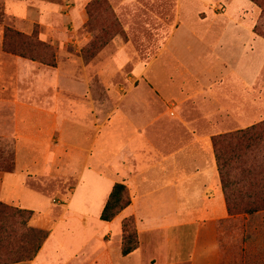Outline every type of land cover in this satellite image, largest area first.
Instances as JSON below:
<instances>
[{
	"label": "rangeland",
	"instance_id": "rangeland-1",
	"mask_svg": "<svg viewBox=\"0 0 264 264\" xmlns=\"http://www.w3.org/2000/svg\"><path fill=\"white\" fill-rule=\"evenodd\" d=\"M8 28L25 36L34 35L45 43L47 48L35 55L37 61L4 50ZM97 47L100 49L94 52ZM170 53L178 62L168 57ZM47 59H53L54 66L46 64ZM162 63L170 66L162 71ZM176 63L185 68L179 70ZM158 69L162 72L156 76V84L163 87L168 85L170 76L178 75L183 69L194 77L190 78L194 86L182 97L188 101L184 119L189 126L196 123L193 126L200 131L214 127L212 138L263 122L264 0L258 3L251 0H0V113L8 115L5 118L14 129L10 134L0 133V180L3 173L18 168L21 111L38 110L33 115L29 113L32 126L25 127L27 132L49 134L46 141L51 143V151H59L63 158L67 146L56 129V120L68 112L70 103L88 106L90 120L98 124L97 129L104 124L108 126L117 111L130 106L131 96L136 94L144 99L142 106L154 107L160 122L177 121L172 111L161 107L164 91L160 88L158 91L153 83ZM208 83L214 86L211 93L204 92L200 86ZM195 97L202 99L198 101L202 104L212 100L213 110L202 115L194 104ZM78 126L68 121L64 129L70 132L78 129L74 142L81 146L74 145L88 150L92 141L89 144L76 141L82 134ZM110 154L108 151L103 159L107 156L109 159ZM25 155L28 157L20 165L36 163L32 173L43 176L57 170L52 156H29L27 152ZM220 182L227 210L228 203L231 206L229 217L200 232L202 250L195 260L181 263L177 258L180 251L184 249L181 255H185L190 248L189 239L187 246L175 247L176 259L172 264H264V209L252 215L246 213L250 202L238 196L242 184L224 190ZM78 183V176L42 177L29 182L31 188L48 195L41 199L26 195L21 201L22 208L37 211L29 226L44 231L56 228L47 256H53L55 249L63 250V245L72 252L80 248L77 244L66 245L68 240L77 242L83 234L78 229L71 227V230L70 219L64 217L65 206ZM128 192L131 198L129 189ZM86 200L80 196L78 210ZM128 218L134 221L139 248L140 237L133 216L120 220L116 235L117 225L113 226L114 232L91 230L90 247L94 248L100 239L108 246L110 242L118 243L121 253L122 225ZM88 226L92 224L87 223ZM143 245L147 259L142 264H164L159 249L150 256L151 249ZM70 253L61 255L63 261ZM114 256L110 252L105 261L95 256L89 264H115ZM121 262L125 264L127 259L122 258ZM44 263L56 264V261Z\"/></svg>",
	"mask_w": 264,
	"mask_h": 264
},
{
	"label": "crops",
	"instance_id": "crops-1",
	"mask_svg": "<svg viewBox=\"0 0 264 264\" xmlns=\"http://www.w3.org/2000/svg\"><path fill=\"white\" fill-rule=\"evenodd\" d=\"M168 57L173 62H178L171 53ZM176 64L179 70L185 68L181 63ZM169 66L170 63H162V71ZM137 70L139 71V68ZM160 71L158 69L155 73L153 83L158 91L159 88L164 91L160 100L161 107L165 111H172L178 118L177 121L171 124L163 120L164 122L161 121V123L154 107L150 104L142 106L144 99L136 94L131 96L130 106L117 111L108 126L104 124L97 129L98 124L90 120L88 106L70 103L68 112L60 120L57 121V115L54 116V125L56 120V129L62 133L64 138L62 140L66 142L67 151L64 154L66 158L59 155L57 153L59 151H51V143L46 141V136L49 134L27 132L25 127L32 126L29 119L32 116L29 113L33 115L34 112H38L37 109L33 108L28 113L23 111L18 113V118L21 119L18 168L13 172L2 174L0 202L30 210L26 207L22 208L24 207L21 206L23 197L29 195L41 199L43 196H48L31 188L30 180L53 176L79 177V183L73 189L65 206L64 217L70 219L68 223L70 229L71 227L73 230L78 229L83 234V238H77V242L68 240L66 245L77 244L80 248L72 252L73 250L63 245V250L55 249L53 256H47L48 245L55 228L48 231V239L37 257L29 264H43L45 260L56 261V264H69L76 260L79 264H89L90 259L95 256L105 261L110 252L115 254L114 259L112 258L115 264H122V258L127 259L125 264H142L147 259L143 243L151 249V252H148L150 256L159 249L161 262L172 264V261L176 259L173 253L175 247L187 246V240L190 239V248L188 247L186 254L181 255L183 249L177 255L178 261L186 263L189 260H195L198 251L202 250L200 232L208 230L214 222L229 217L212 147L213 134L211 133L215 129L213 130L214 127L211 126L200 131L194 127L196 123L193 124L194 126H189L184 119L185 105L188 101H184L182 97L194 86L190 79L194 77L183 69L178 75L170 76L168 85L163 87L156 84V76H160L162 72ZM200 86L204 92L208 93H211L214 88L211 83ZM196 98L198 97L194 98V104L199 108V112H203L202 115H207L213 110L212 100L207 99V103L202 104L198 102L202 99ZM139 105L140 108H138ZM5 117L9 118L6 113H0V133L10 134L14 131L12 122ZM68 121H72L74 126L79 125L82 131L78 140L76 139L77 142L89 144L92 141L90 149H83L80 144L74 142L78 129H73L71 132L70 129L65 130L64 127ZM46 132L49 133V129H46ZM182 133L189 136H183ZM74 143L80 146H75ZM44 144L49 145L47 147ZM108 151L111 153L110 158L108 159L107 156L104 160L103 156ZM26 152L29 156L35 154L52 156L53 167L57 170L53 169L49 175L43 176L36 171L32 173L36 163L32 165L26 162L20 165L22 160L28 157L25 155ZM117 181L125 184L130 190L131 204L112 222H103L100 220V215ZM80 196L87 200L81 203V210H78ZM128 216L134 217L140 237V247L135 252L123 256L118 243L110 242L108 246L100 239L98 243H95V249L90 247L91 240L88 238L91 230L99 232L102 229L103 232H114L113 226L117 225L114 233L116 235L120 220ZM87 223H91L92 228L86 227ZM64 252H71L65 261L61 256ZM80 255L81 258H79Z\"/></svg>",
	"mask_w": 264,
	"mask_h": 264
},
{
	"label": "trees",
	"instance_id": "trees-1",
	"mask_svg": "<svg viewBox=\"0 0 264 264\" xmlns=\"http://www.w3.org/2000/svg\"><path fill=\"white\" fill-rule=\"evenodd\" d=\"M261 2V0H251ZM4 50L7 53L37 61L36 53L46 49L44 42L34 35L25 36L10 28L4 34ZM97 47L94 52L98 51ZM46 64L54 66L53 59ZM218 172L224 190L242 184L238 190L241 199L249 200L246 213L254 214L264 209V121L245 130L212 138ZM239 198V199H240ZM131 204L128 188L115 183L100 215L103 222H112ZM228 211L231 206L228 203ZM34 212L11 207L0 202V264H20L33 261L49 237V232L29 226ZM121 253L128 256L138 249L137 232L132 218L122 225Z\"/></svg>",
	"mask_w": 264,
	"mask_h": 264
}]
</instances>
